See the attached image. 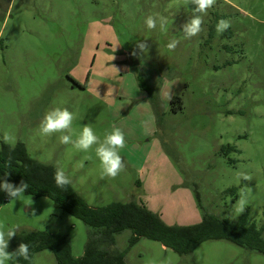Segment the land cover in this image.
Wrapping results in <instances>:
<instances>
[{
    "label": "rangeland",
    "instance_id": "1",
    "mask_svg": "<svg viewBox=\"0 0 264 264\" xmlns=\"http://www.w3.org/2000/svg\"><path fill=\"white\" fill-rule=\"evenodd\" d=\"M194 7L184 0H0V145L8 132L17 142L7 145L23 143L32 159L59 164L91 207L136 202L170 226L197 225L203 210L233 224L247 214L264 225V0H217L203 31L185 39L182 25ZM149 15L165 17V30L148 29ZM220 19L231 22L223 34L215 31ZM173 38L180 43L170 51ZM137 71L150 92L139 87ZM55 107L74 113L77 135L84 125L101 140L113 127L124 132L125 167L116 178L102 176L96 146L77 151L59 133L40 134ZM228 146L236 151L219 154ZM241 192L248 203L237 213ZM0 223L18 226L9 252L23 232L46 231L68 237L76 258L91 231L49 198L10 201L2 191ZM131 237L115 236L113 250H128L125 264H264L261 254L227 241L180 256L147 239L129 248ZM34 264L57 263L47 250Z\"/></svg>",
    "mask_w": 264,
    "mask_h": 264
},
{
    "label": "trees",
    "instance_id": "2",
    "mask_svg": "<svg viewBox=\"0 0 264 264\" xmlns=\"http://www.w3.org/2000/svg\"><path fill=\"white\" fill-rule=\"evenodd\" d=\"M139 87L150 92L143 75L137 71ZM172 104H179L174 111L182 109L180 97H174ZM236 151L234 147H223L219 154L226 157ZM10 158V161H9ZM55 167L32 159L23 143L11 147L0 145V181L7 179L18 185L21 180L28 183L26 195L33 198H49L55 206L83 222L91 229L84 255L73 256L71 240L66 236L46 231H25L15 242L14 250L20 243L30 248L31 259L25 261L17 258L9 264H34L36 254L51 251L57 264H125L128 252L114 251L115 236L130 231L129 248L140 239L160 243L180 256L194 253L202 244L210 241H227L238 247L264 256V225L251 223L247 214L241 216L237 223L205 213L201 223L192 226L167 225L160 215L136 202L111 203L104 207H91L70 184L60 189L54 181ZM236 195V190L227 191ZM200 209H202L199 204Z\"/></svg>",
    "mask_w": 264,
    "mask_h": 264
},
{
    "label": "clouds",
    "instance_id": "3",
    "mask_svg": "<svg viewBox=\"0 0 264 264\" xmlns=\"http://www.w3.org/2000/svg\"><path fill=\"white\" fill-rule=\"evenodd\" d=\"M185 4L194 5L192 17L182 25V33L185 39H191L198 36L203 31V17L207 15L208 10L215 6L217 0H184ZM145 24L148 29L154 30L159 25L161 31L165 30L167 20L163 16L149 15L145 19ZM231 27V22L226 19H220L215 31L217 34H223ZM179 40L171 39L166 47L170 51H174ZM138 49L143 53L148 50V45L145 42L137 44ZM133 55L136 52L133 51ZM74 113L68 108L55 107L45 112L39 124V132L43 136H52L59 133V141L62 144H71L77 151L88 152L95 147V154L98 158L102 170V176L116 178L121 171L124 170L123 158L120 151L126 147V139L124 132L119 127H113L110 131L104 134L103 139L95 133L89 125H84L82 130L77 135L73 130ZM75 136V138H73ZM3 142L14 146L17 138L5 132L3 134ZM10 161V158H9ZM54 181L58 188L65 189L72 183L71 177L66 173L65 169L59 164L55 166ZM239 178L243 181H250L251 176L241 172ZM29 185L24 180H21L18 185L9 182L7 179L0 181V191L4 192L10 201H18L23 198L25 191ZM248 203L247 193L241 192L240 198L237 201L236 212L243 213ZM35 215V212H32ZM18 226H6L0 223V264H7L17 258H23L25 261L31 259L30 248L26 243H20L13 252L7 251L10 240L17 234Z\"/></svg>",
    "mask_w": 264,
    "mask_h": 264
}]
</instances>
